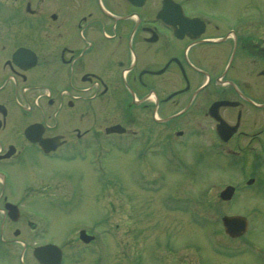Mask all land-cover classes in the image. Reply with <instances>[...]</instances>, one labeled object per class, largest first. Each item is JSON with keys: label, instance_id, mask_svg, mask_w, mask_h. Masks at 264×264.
Masks as SVG:
<instances>
[{"label": "flooded vegetation", "instance_id": "af4514ba", "mask_svg": "<svg viewBox=\"0 0 264 264\" xmlns=\"http://www.w3.org/2000/svg\"><path fill=\"white\" fill-rule=\"evenodd\" d=\"M255 8L228 23L186 0H0L1 243L39 228L10 197L27 158L178 160L176 140L191 135L264 194V2ZM220 100L222 134L209 115ZM81 227L91 239L69 244L96 252L102 232ZM46 242L22 245L18 264H40L32 249Z\"/></svg>", "mask_w": 264, "mask_h": 264}, {"label": "rangeland", "instance_id": "374dc122", "mask_svg": "<svg viewBox=\"0 0 264 264\" xmlns=\"http://www.w3.org/2000/svg\"><path fill=\"white\" fill-rule=\"evenodd\" d=\"M186 1L228 23L256 15V1L264 2ZM188 138V146L177 147L178 160L153 156L143 162L116 149L99 169L89 161L41 159L34 165L27 158L12 175L10 197L24 213L35 215L29 219L39 228L30 233L23 225L22 242L28 248L43 241L61 247L63 264H264V194L255 187L241 189L246 172L240 165L199 155L194 149L198 137ZM44 182L48 185L42 187ZM226 184L237 190L222 202L218 192ZM223 214L247 217L249 231L230 238L221 224ZM82 225L103 233L96 252L69 244ZM22 245L7 248L0 237V264H18Z\"/></svg>", "mask_w": 264, "mask_h": 264}, {"label": "water", "instance_id": "95a60500", "mask_svg": "<svg viewBox=\"0 0 264 264\" xmlns=\"http://www.w3.org/2000/svg\"><path fill=\"white\" fill-rule=\"evenodd\" d=\"M216 103L215 107L211 108L209 111L212 116H214L217 120H219V128L222 132H224V125L223 122L220 121L221 119L218 116L217 113V105L221 104ZM251 180H248L247 182H250ZM234 193V187L231 185H227L224 189H222L219 193V196L223 200L230 199ZM13 219H16V216L13 217ZM222 225L224 227V230L226 234H228L231 237L239 236L241 235L247 226V221L244 216L241 215H223L221 217ZM84 235V231H80V237L82 238ZM35 257L40 261L41 264H59V260L61 257V251L60 249L51 244H44L40 245L34 248L33 251Z\"/></svg>", "mask_w": 264, "mask_h": 264}]
</instances>
